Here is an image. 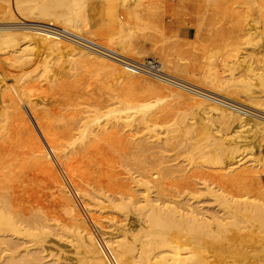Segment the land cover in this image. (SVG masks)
Masks as SVG:
<instances>
[{"label": "bare ground", "instance_id": "1", "mask_svg": "<svg viewBox=\"0 0 264 264\" xmlns=\"http://www.w3.org/2000/svg\"><path fill=\"white\" fill-rule=\"evenodd\" d=\"M122 1L124 2V17H119L116 14L118 0H5L3 8H7V15L16 16V19L19 17L17 16L19 13L25 17L38 16L39 19H46L43 21L51 25L44 24L46 27H34L33 29L35 30L25 32L24 30L22 32H1L0 52L13 47L27 37L38 38L46 43L47 52L50 50L49 55L52 53V50L55 52V49H59L61 52L62 50L60 49H66L70 50V53L74 51L75 54L81 53L89 57H95L96 60H98L97 62H100V67L97 68L98 71L110 72L114 70V72H124L131 76H147L143 73L144 69L140 66L131 64L125 60H121V64L120 62L112 61L101 55H96L95 53L93 55L88 49L77 45H84L85 42L82 43L76 38L71 36L68 37L67 34H63L64 32H68L84 35L90 38L89 41H86L87 43L94 45L101 44L105 46V48L117 51V53L121 54V57L123 55L127 58L129 57L128 53L136 48L135 43L139 40L151 39L155 37V34L161 35L163 41L169 38V36L166 37L164 34L165 27L162 22L161 14L159 13L160 10H158L162 7L163 4L161 5V3L164 2V0H157V2H150L149 0ZM209 2L211 10L216 12L217 8L213 3L214 0H209ZM235 3L238 4L239 8H231L222 21L217 15L212 16L214 17L212 21L201 24L200 27L204 25L208 27V36L206 35L207 40H204L206 41V45L202 48L203 54L201 58L203 66L200 64L201 61L198 63L199 59L197 60V64L202 66L201 69L203 70L201 73L204 79L209 81L212 91H219L223 97L232 101L249 103L251 106L253 105L264 110V102H261V97H264V56L262 54L264 52V0H235ZM34 14H36V16H34ZM52 25H57L58 27L54 28ZM59 30L62 31V33ZM60 36H64L68 40ZM98 36H101V39L105 40V42L96 41L95 37ZM174 38H176V35ZM173 40V44H176L177 42ZM169 45H171V41ZM34 46L35 45L32 43H28L22 48L0 54V63L10 68H14V63L24 65L30 58L32 59L35 56H31L33 54V48H35ZM85 46L90 48L88 44ZM37 49L38 52L39 48L37 47ZM101 49L104 50V47ZM59 51L57 52L58 54L55 53L60 57L62 53L59 54ZM62 52L65 54L64 51ZM165 54L164 56L160 55L162 57H160V61H158L160 69L163 72H173V70L180 69L181 63L178 62V59L184 61L185 59L187 61L194 59V56H189V59L188 55L187 57L180 55V57L177 56V59L176 56L175 58L167 52ZM177 54L179 55V53ZM195 54L194 52V55ZM71 56L73 57V55ZM50 58H47V60ZM254 61L261 64L256 63V65ZM39 63L41 64L42 61ZM42 65L43 63L38 67L40 72L36 71L38 69H34V71L33 69H29L31 70L29 73L33 72V74H31L33 78L29 77V75L24 78L23 75V81L26 80L28 85H31L30 78H32V81L36 78L34 77L35 71L39 73V76L42 74L41 76L43 77L40 76V79L47 80V77L42 73L44 70V66L42 67ZM258 65H260V68L256 67ZM51 66L54 68V65ZM191 66H193V64ZM35 67H37V64L34 68ZM46 67L48 68V63ZM52 71L50 70L51 74ZM10 72L12 73L11 70ZM236 72H242L240 74L242 77L235 76ZM56 73L53 72V74ZM129 75L128 77H130ZM8 76L10 78V75ZM19 77L20 76H18V78ZM116 77L121 80V76L118 75ZM52 78L54 80H52ZM55 78H57V76L53 75V77L48 79L50 81H57ZM225 78L227 81H224ZM45 80L44 82H46ZM36 81L37 79L34 82L36 83ZM38 81L37 83H39ZM224 84L226 85L225 88H223ZM169 86L162 84V87L166 89H170L171 87ZM19 87H21L22 107L31 110L32 114H35V118H38L37 116L43 113L41 118H47L49 120L48 127L53 129L52 131H57V124L52 121L55 118L52 119L48 110L44 108L46 101L44 98H41L42 96L40 94L42 92L38 94L41 96L40 98L35 93L39 98V106L38 101L32 98L26 86L21 85ZM256 87L260 88L257 92ZM34 89L36 90V88ZM39 90L37 89V91ZM170 90H172V93L180 95L186 92L176 87ZM10 91L9 84L4 82L1 78L0 109L2 108L3 112L1 113L0 111V140L4 138L6 141L11 140L9 124L12 111L9 110L10 105L4 98H6V93ZM190 96L197 103L206 104V107L208 106L207 108H210V110L212 109V112L214 111L213 113L216 114L219 111V114L223 115V117H225L226 114H233V112L235 113L236 111V109L235 111H231L225 108L224 105L207 101V99L202 96L197 97L194 94ZM120 97L121 96L118 98ZM122 100L118 99L111 104L102 102V104L99 105L97 103L98 105L96 104L97 106L92 109L84 108L83 116L80 117V119L75 114L74 116L78 118V121L70 123L75 124L71 128L72 133H70L69 141L67 140L68 142L63 144L66 147H72L74 145L77 147L83 146L86 142L103 135V138L105 136L104 141H107L112 149L118 152L121 156L120 158H130L134 161V164L137 165L135 169V181L143 187L142 196L137 198L132 193H118L117 195H106L109 200L106 198L100 199L102 200L101 203H103L104 199L109 201V204L111 202V207L113 205V207H115L114 209L123 213L124 217L126 216L127 218L128 216L127 220L125 218L126 222L128 221L127 225L122 218L123 224H125L126 227L121 224L122 227L118 228V225L114 221L115 226L117 225L114 227L115 229L103 231L105 227L100 226L101 221L99 222V219L101 220V217H96V213L92 212L93 204H91V207L89 205L91 201L87 204L88 206L86 205L84 208L87 211L86 214L83 213L80 209L81 207L79 208L80 205H76L77 201L73 197L71 188L62 185L63 183H56L55 187L60 196V210L62 209L64 214H66L65 217L68 216L65 222L58 221L60 217L62 218V215L57 219L59 213H62V210L57 212V210L59 211L58 208L60 205L56 210V205L52 204L53 207L51 208H55L56 210L53 212L54 210L52 209V212L54 214L58 213L55 218L52 217L54 215H48L51 214V212L47 214V211L45 212L42 210L43 208L36 209L38 204L37 207L34 206V208L36 207L35 209H31L33 205H30L31 210L28 209L29 207L27 208L29 211H26V209L23 210L24 207H21L22 204L20 205L17 200L14 201V194L12 195L13 187L16 184L15 182H18L23 174L13 175L9 183H7L6 177L5 180H1L0 178V264H111L104 249L105 246L110 250L117 264H264V176H258L255 170L258 165L264 168V163L260 162L257 158L246 157L247 151L245 147L241 148L243 145L242 142L240 143L241 145H239L238 140V145L237 143L235 144L236 140L239 139L238 136L237 139H233V136L235 137V130H231V133H233L232 135H230V133H224V135L221 134L219 137H216V133H212L208 121H201L207 116L205 117L202 115L201 118L197 120H200L201 131H203L202 133L204 134H201L199 131V136L205 137L207 143L200 142L198 140H201L200 137L196 139L198 141L195 140V142H175V137L173 138L174 140H172L171 137H173V135L177 136L179 131L181 133L183 131H181L179 127V125L182 124V122H180L181 117L178 116L179 118H176L175 116L174 119L170 120L169 118L167 119V115H157L159 112H162V109L157 110V108L160 107V105H164V99L156 102L143 103H140V101L139 103L135 102L134 99ZM20 102L18 100L16 103ZM157 102L161 103L157 105ZM235 114L239 117L241 115L239 113ZM242 118L243 120L245 119L246 122H248L247 120L253 121L254 125L258 127L260 131L263 130L262 136H264V117H261L260 121H257L254 117L249 115L242 116ZM224 119H227V117ZM241 122L242 121L239 123ZM193 124L194 123L188 124L189 127L182 125L186 127L184 129V134L182 133L185 135V138H190L189 135H192L193 132L191 127H193ZM126 126L133 128V131L136 129L138 132H143L140 133V135L136 133L139 135L137 139L134 137L137 140L135 141L136 144L131 143V141L125 145L122 144L121 141H113L111 139L112 135H108L110 134L108 132L109 129L126 128ZM28 127L29 128L25 129L26 133L22 131L20 137H18L19 135L15 137L14 143H20L23 141V138L32 134L34 128H32L31 125ZM160 129L164 131V139L165 142H167L162 148V143L160 144V142H163V138L157 134ZM36 130H40V128ZM238 132H240V130ZM124 133V136H126V132ZM152 136L155 137L153 138L155 140L151 139ZM125 140H127V138ZM172 146L175 149L172 148ZM206 147L208 148L206 149ZM135 148L140 150V155L144 154L140 156L139 151L137 150L138 152H136ZM171 148L175 150L173 156L163 153V149L168 151V149L171 150ZM250 150H252V147ZM135 152L141 158H137ZM47 153V157L55 159L59 152L57 153L53 150ZM249 153L256 157L255 154L257 152L251 151ZM179 155H181V158ZM56 164H58V162ZM59 166L61 167V165ZM3 168L9 169L11 172L8 171L9 176H12L14 170L13 166L11 167L9 164ZM66 170L68 171L67 168ZM204 170H206V172ZM208 170H216L218 173H215V175L217 174L216 176H211L207 173ZM262 171H264V169ZM250 174L256 176H254V178L257 179V184H251L253 176L251 177ZM1 177L3 176L1 175ZM26 177L29 179V176ZM256 182L254 181V183ZM84 189L87 188L84 187L83 190ZM104 193L102 195H104ZM55 194L53 193V195L57 196V193ZM53 195L52 197H54ZM203 196L211 197L212 202L215 203V210L212 208L213 211H209L208 213V208L204 209L203 207H198L199 202L203 199L201 197ZM57 198L58 197H56V199ZM96 198L97 197H95V199ZM52 203H54V201ZM93 203L94 206H97L99 209L101 208L97 200ZM17 204H19L21 208H19ZM47 208H49V205L45 209L47 210ZM51 208L48 209V212ZM123 215L121 217H123ZM84 218H89V221L84 220ZM117 222H120V220H117ZM136 223L139 224L138 229L134 227ZM126 232L130 233L127 234ZM105 234L108 236L104 237ZM26 242L31 243V246L32 244L36 246L38 243H43L40 247L32 246L34 248H31L30 246L29 248L30 244L27 245ZM19 247H21V250ZM73 251L76 253L74 256L72 255L73 253H71V255L68 254ZM46 256H51L53 260L49 262L46 261L47 263L43 262V259L47 258ZM59 259L61 261L57 262Z\"/></svg>", "mask_w": 264, "mask_h": 264}, {"label": "rangeland", "instance_id": "2", "mask_svg": "<svg viewBox=\"0 0 264 264\" xmlns=\"http://www.w3.org/2000/svg\"><path fill=\"white\" fill-rule=\"evenodd\" d=\"M149 1L150 2H157V0H149ZM248 1H250V0H248ZM123 3L124 2L122 0H118V2H117L116 14L119 17H124V14H125L124 9H123ZM213 3H214V5H216V8H217L216 12L211 10L209 0H206V1L205 0H164V2L161 3V5L163 4L164 6L163 5H162V7L159 6L160 9H158V10H160L159 13L161 14L163 25L165 28H167V29L164 28V34L166 37L169 36V38L170 37L171 38L170 39L166 38L163 41L161 35L155 34V37H153L151 39L139 40L135 43L136 48L132 49L130 51V53H128V56H129L128 58L124 57L123 55L121 57V54L117 53V51L110 49V48H105V46H103L101 44L94 45V44L87 43L86 41H89L90 38H88L84 35L77 34V33H68V32L63 33V34H67L68 37L71 36L73 38L78 39L82 43L85 42L84 45L83 44H77V45L88 49L89 51H91L93 53V55L95 53L96 55H101V56H103L107 59H110L112 61H115L118 63L120 62L121 64H122L121 60L122 61L125 60V61L130 62L131 64H136V65L140 64V62L145 63V64H147L148 62H152L153 64H157L158 70L161 72V74H159V75H161V76H159V75L155 76L153 74V72H151L152 70H150L149 67H145L147 70H149V71H147L145 68L141 67L140 65H137V66H140L142 69H144L143 73L146 74L147 76L141 75V76L137 77V76H134V75L131 76L128 74L130 76V77H128L127 73L125 74L124 72H118L119 73L118 74L117 72H114V70H111L110 72L109 71H107V72L98 71L97 68L100 67V65H99L100 62H97L98 60H96L95 57H92V56L89 57V56H86V55L81 54V53L75 54L74 51H71V53H70L69 52L70 50H66V49L65 50L60 49V50L64 51V53L67 55L63 54L62 51L60 52L59 49H55L56 50L55 52L57 53L59 51V54L62 53L60 57H59V55H57L58 53L56 54L55 52H53L54 50H52V53H50V55H49L50 50L47 52V49L45 46L46 43H44L43 40H40L38 38L27 37L26 39H22L20 42H18L13 47L7 48L6 50L0 52V54H4L8 51H13V50H16L17 48H22L28 43L34 44L35 45L34 47L36 48V49L33 48V51H32L33 54L31 55L32 57H33V55H35V56L32 59L30 58L31 60L29 59V61L26 62L24 65L20 64V63H14L13 64L14 68H10V67H5L4 65H2L0 63V77L2 78V80L4 82L9 84L10 89H11V91L9 93H6L5 97L7 99L4 98V100L7 103H9V105H10L9 110L12 111L11 117H10V124H9V129L11 130L10 131L11 140L6 141V139H4V138H2L3 140H0V178H1V180H5L7 178L6 181H7V183H9L10 180L13 178V175L23 174L21 176V178L18 180V182L17 181L15 182L17 185L14 183L15 188L13 187V193H12V195L14 194V197H15V198L13 197L14 201H16V200H17V202L19 201L18 203L20 205L22 204L21 207L22 208L24 207L23 210L26 209V211H29L31 209H35L37 207V204H38V207L36 209H38V208L42 209L43 208L42 210H44L45 212L47 211L46 212L47 214L51 212V214H48V215H50V216L54 215L52 217L55 218L58 213L54 214L53 212H55L57 210V207H59V205H60V207L58 208L59 211L57 210V212H60L62 210V209L60 210V208H61V202L59 200L60 196L58 195V191H57L55 186H56V183H60V184L63 183L62 185H65L69 188H73L74 190L77 189L76 193L78 192L80 200L82 201V203L84 205L83 210H82V208L79 207L81 209V211H83V213L86 214L87 211L84 208L91 201L89 205L91 207V204H93L92 205V208H93L92 212L96 213V214L94 213L96 217L97 216H98V218L101 217V220L99 219V222L100 221L102 222V223L100 222V224H101L100 226L105 227L103 231L115 229L114 227H116L117 225L119 228L125 224L126 225L128 224L127 223L128 221L126 222L128 216H127V218H126V216L124 217L123 213H121L117 209L115 210L114 209L115 207H113V205L111 207V204H112L111 202L109 204V201H106L104 199L103 203H101L102 200H100V199L101 198L108 199V197H106V195L107 196H110L112 194L117 195L118 193L119 194L120 193H132L137 198L142 196V194H143L142 188L143 187L141 185H139L137 183V181H135V179H136V175H135L136 170L135 169L137 168V165L134 164V161L130 158H125L126 160L120 158L121 156L118 154V152L114 151L112 149V147L107 143V141H104L105 136L103 138L102 137L103 135L99 136L96 139H92V140L86 142L83 146L77 147L74 145L72 147L67 146L68 147L67 148L63 144V143H66L69 141L70 133H72L71 128L75 124V123H73V124H70V123H72L73 121L77 122L78 121L77 117H79V119H80V117L83 116L84 108L85 109H92L93 107L97 106L98 104L99 105L102 104V102H106L105 104H107V103L111 104L113 102H116L118 99L119 100L134 99L135 102L139 103V101H140V103H143V102H156L158 100L164 99L165 100L164 105H160V107L157 108V110L162 109V112L161 113L159 112L157 115H159V114L167 115V119L169 118L170 120L174 119L175 116H176V118L181 117L180 122H182V124H180V125L178 124V125H179L181 131L183 130L182 131L183 134H184V129L186 127H189L188 124L194 123L193 127H191L193 133H192V135H189L190 138H185L184 137L185 135H183L179 131V133H178L179 137H178V135L177 136L173 135V137H171L172 140L175 139L174 140L175 142H181V141L184 143H187V141L195 142V140L200 137L199 131L201 134H203L202 133L203 131H201V125L199 123L200 120L197 121L198 118H201V116L203 115V116H205V117L207 116V117L205 119H202L201 121H203V122L208 121V124H210V129H212L211 131L213 134L216 133L215 134L216 137H219L221 134L224 135V133H226V134L230 133V135H232L233 133H231V130H233V131L234 130L235 131L240 130V132L234 131L235 137L233 136V139L234 138L237 139V136L239 138L237 140L235 139L236 140L235 144L237 143V145H238V140H239V145H241L240 144L241 142L244 145V146L242 145L241 148L245 147V150L247 151V153H246L247 158H257V159H259L260 162L264 163V142H263L264 136H262L263 130L260 131V129L254 125L253 121L247 120L248 122L250 121L248 123V122H246L245 119H244L245 120L244 121L242 118V116L244 117L245 115H249L251 117H254L257 121H260L261 117H264V110H262L258 107H255L253 105L251 106L249 103L232 101L228 98L223 97L219 91H212V89H210L209 81L204 79L203 74L201 73V71L203 70V69H201L203 66L202 65V58H201V55L203 54L202 48H204V45H206L205 44L206 41H204V40H207L206 35L208 36V31H207L208 27H205V25H204V26H202L203 27L202 28V27H200L201 24L202 23L206 24V23L212 21V19L214 18L212 16H217V15L221 18V21H222L231 8H234V9L239 8L238 4L235 3V0H214ZM4 5H5V0H3V1L0 0V16H1L0 17V33L1 32L2 33L3 32H10V31L11 32H17V31L22 32L23 30H24V32L25 31H31V30H35V29H33L34 27H46L44 24H49V23L43 21L46 19H42V18L39 19V17L36 16V14H34V16H36V17H33V16L32 17H25L24 15H20V13H19V14H17V16H19L18 17L19 19L18 18L16 19V16L13 17V16L7 15V8L4 9L3 8ZM169 10H170V12H169ZM162 12H163V14H162ZM28 18H30V19H28ZM49 25H51V24H49ZM52 26H54V28L58 27L57 25H52ZM203 29H205V30H203ZM205 31H207V32L204 33ZM60 32L62 33V31H60ZM162 35H163V33H162ZM173 35L174 36L176 35V38H174ZM23 36H25V35H23ZM60 37L65 39V40H68L64 36H60ZM95 40L99 41V42H105V40L101 39V36L95 37ZM169 40L171 41L172 46L169 45L170 44ZM172 40L176 41L177 43L173 44ZM179 40H181V41H179ZM167 42H168V44H167ZM164 43H166L167 45ZM87 44H88V46H90V48L85 46ZM101 46L104 47V50L101 49L102 48ZM37 47L39 48L38 52H37V50H38ZM34 50H36V51H34ZM99 50H101V51H99ZM68 52H69V54H68ZM166 52L169 53V55H173V57H175V56L180 57V55L187 57V55H188V57L194 56V59H191L189 61H187L185 59V61H184V60L178 59V57H177L178 62L181 63L180 69L173 70V72H171V71L163 72L160 69V64L158 63V61H160V57L164 56V54ZM194 52L197 55L196 54L194 55ZM177 53H179V55ZM42 54H43V56H42ZM262 54L264 56V52ZM54 55H55V57H54ZM71 55H73V57ZM160 55H162V56H160ZM165 55H168V54H165ZM197 56H199V57H197ZM190 57H189V59H190ZM47 58H50V59H48L49 61L47 60ZM198 59H199L198 63L201 61L200 64L202 66L200 64H197ZM38 61L39 62L42 61V63H43L42 67L44 66L43 67L44 70L42 71V69L41 68L40 69H41L43 75L47 77V80L44 79L47 83L44 82L43 79H40L41 77H43V76H41L42 74L40 75L41 76L40 77L38 75L39 73L38 72L36 73V71L40 72L38 67H40L42 64V63L40 64ZM46 61L48 63V68L51 65H54V68L51 66L48 69L46 67L47 66ZM59 62H61V63H59ZM254 63L255 64L256 63L261 64V63H258L257 61H254ZM36 64H37V67L34 68V66ZM44 64H46V65H44ZM192 64H193V66H191ZM27 65H28V67H27ZM18 66L21 68H19ZM184 66H186V67H184ZM258 66H256V67L260 68V65H258ZM45 67H46V70H45ZM4 68H6V69H4ZM52 68H53V71H52ZM29 69H31V70L33 69V71H34V69L35 70L38 69L34 72L36 74V76L34 74V77H36L34 79L35 80L37 79V81L39 80L38 81L39 83H37V81L35 83L34 79L32 81L33 75L31 76V74H33V72L29 73L31 71ZM10 70L12 71V73L10 72ZM50 70L52 71V74H53V72L54 73L57 72L56 74H53L54 76L55 75L57 76V78H55V79H57V81L55 80L56 82L52 81V80H54L53 78L51 81L48 79V78L53 77ZM27 71L29 74L27 73ZM47 71L49 72V74ZM174 71H175V73H174ZM58 72H60V73H58ZM3 73H4V75H3ZM25 73H26V75H25ZM241 73L242 72H236L235 76L239 77ZM6 74H7V76L10 75V78H9V76L7 77ZM58 74H60V75H58ZM1 75L5 76V77H3ZM23 75H24V78L27 77L28 75H29V77H32V78H30V80H31V83L33 85L32 84L28 85L26 80L23 81L24 80V78H22ZM118 75L121 76V80L118 79V77H116ZM18 76H20V77L18 78ZM240 77H242V75ZM1 78H0V81H1ZM11 78H12V80L14 79L17 82V85H16V82L14 80L13 81L11 80ZM21 81H23V82H21ZM224 81H227V79L225 78ZM161 83L165 84L167 86L170 85L169 87H171L172 89H173V87L183 89V91H186L185 93H187V94L183 93L184 95L183 94L180 95V94L172 93V90H170L171 88L166 89V88L162 87ZM21 85L22 86L24 85L27 87V89H29L28 91H30V93H31V94L30 93L29 94L36 101H38V99L41 96H42L41 97L42 99L44 98V100L46 101L44 108H46L45 110H48V113H50L52 119L55 118L52 121L55 124H57V128H58V129L56 128L57 131H52L53 129H50V127H48V121L49 120L47 118H41L43 113L39 114L37 116L38 118H35V116H34L35 114L33 115L31 110H28L27 108L22 107L23 101H22L21 94H20L21 93L20 92L21 87H19ZM38 86H39V88H38ZM222 86H223V84H222ZM225 86L226 85L224 84L223 88H225ZM208 87H209V89H208ZM34 88H36V90ZM37 89L38 90L40 89L39 90L40 92L37 91ZM259 89H260L259 87H256V92L259 91ZM47 90H48V92H47ZM34 91H36V92H34ZM35 93L37 95L39 93H41L40 94L41 96L38 95L39 96V98H38ZM191 93H193L197 97L202 96V97L206 98L207 101H211V102H215V103L224 105L225 108H227L231 111H235V109H236L235 113H239L242 116L240 115V117H241L240 118L238 115L236 116V114L234 112H233V114H228V115L224 114L225 117H223V115L219 114V111H218V113L215 114V113H213L214 111L212 112V109L210 110V108H207L208 106L206 107V104L197 103L193 98H191L190 95H193ZM119 96H121L122 98L121 97H120L121 99L118 98ZM115 98H118V99H115ZM18 100H19V102L21 101L20 103H22V104L16 103V102H18ZM261 100H260L261 102H264V97H261ZM161 102H157V105ZM38 105H39V101H38ZM38 105H37V107H38ZM17 106H18V108H17ZM0 111H1V113L3 112L2 108L0 109ZM73 112H74V114H73ZM75 114L77 117L74 116ZM57 115H58V117H57ZM226 117H227V119H224ZM240 121H242V122L239 123ZM29 124L32 126V128H34L35 131L33 130L32 134L27 135L28 137L26 136L25 138H23L22 139L23 141H21L20 143H14L16 136L19 135L18 137H20L22 134V131L24 133H26L25 129L29 128L28 127V126H30ZM182 125H185L186 127L182 126ZM234 125H236V126H234ZM237 125H239V126H237ZM220 126H221V128H220ZM38 128H40V130H36ZM122 128H120V129L114 128L115 130L111 128L108 131L110 134H108V133L107 134L109 136L112 135L111 139L113 141H118V142L121 141L122 144L126 145V143H129L131 141H132L131 143L136 144L135 143V141H137L136 139L139 137L140 133H143L142 131H140V132H138V130L136 131V129H134V131H133V128H131L129 126H126V128H128V129H126V128L122 129ZM117 130H119L120 132ZM194 130H196V131H194ZM124 132H126V134H127L126 136H128V137L124 136V134H125ZM158 132H159V133H157L158 136H161L163 138L162 141L164 143L160 142V144L162 143L161 144V148H162V146L167 144V142H165V139H164V137H165L164 131H162V129H160ZM120 133L123 135H121ZM128 133H129V135H128ZM136 133H139V135H137ZM235 133H237V134H235ZM239 135H241V136H239ZM115 138H116V140H115ZM126 138L128 141L125 140ZM153 138H155V137L152 136L151 139L155 140ZM200 138H201V140L198 139L200 142L207 143L205 137L203 138L201 136ZM198 140H196V141H198ZM16 142H18V141H16ZM61 144L63 145L64 148L62 147ZM208 147H206V149ZM251 147H252V150H250ZM56 148L59 150H57ZM172 148H174V147L172 146ZM172 148H171V150H172ZM174 149L172 151L169 149H168V151L163 149V153L165 155H172L173 156V154L175 153ZM53 150L57 153L59 152L57 155L58 157L56 156L55 159L54 158L52 159V158H49L46 156L48 154L47 152H50ZM135 150H136V152L139 151V155H140V153H141L140 150L138 148H135ZM135 150H133V151H135ZM64 151L66 154L64 153ZM251 151L257 152L255 154L256 157L254 155H251V153H249ZM136 152H135V154H136ZM136 155H137V158H141V157H139L138 154H136ZM142 155H140V156H142ZM59 156L61 157V159ZM261 156H262V158H261ZM179 157L181 158V155H179ZM18 161H21L22 163L23 162L24 163L22 164L21 162H18ZM56 161L58 162V164H56L57 163ZM60 161L62 164L60 163ZM174 161H176V160H174ZM54 162H55V164H54ZM19 163H21V164H19ZM9 164L11 165V167L13 166V168H14L12 176L11 175L9 176V173H8V171L10 172L9 169L3 168ZM59 165H61V167ZM15 166H18V167H15ZM62 166H63V168H62ZM20 167H21V169H20ZM66 168L68 169L69 172L66 170ZM60 169H62L64 171H62ZM263 169L264 168L262 166H259V165L255 168L258 176H264V171H262ZM204 171L206 172V170H204ZM63 172H64V174H63ZM66 172L68 173V175ZM216 172H217L216 170H208L207 171V173H209V175H211V176H216L217 175V174L215 175ZM1 175L3 177H1ZM59 175H61V176H59ZM250 175H251V177L253 176L252 177L253 180L251 181L252 182L251 184H253V185L257 184L258 183V182H256L257 179L254 178L255 175H252V174H250ZM26 176H29V179ZM68 176H69V178H68ZM72 176H73V178H72ZM61 177H63V178H61ZM30 178H32V179H30ZM54 178H55V180H54ZM65 180H66V182H65ZM254 181L256 183H254ZM64 182H65V184H64ZM70 182H71V184H70ZM74 186H75V188H74ZM84 187L87 189L83 190ZM33 189H35V190H33ZM53 189H55V190H53ZM46 190H47V192H46ZM102 191H103V193L105 192L104 195H102L103 194ZM83 192H84V196H83ZM53 193L54 194L57 193V196H55L56 194L53 195ZM81 193H82V195H81ZM90 193H92V194H90ZM52 195L54 197H52ZM88 195H89V197L91 195L93 197L91 196L89 198ZM56 197H58V198L56 199ZM95 197H97V198L95 199ZM98 197H100V198H98ZM93 198H94V200H93ZM201 198H203V199L199 202L198 207H203L204 209L208 208V213H209V211H213V209L214 210L216 209L215 203L212 202L211 197H209V196L204 197L203 196ZM82 199H84V200H82ZM96 200L99 202L98 204L101 205L100 209L97 206H94L93 202ZM53 201H54V203H52ZM84 201H85V203H84ZM59 202H60V204H59ZM104 202H106V203H104ZM46 203H47V205H46ZM19 204H17V205L19 208H21ZM39 204H40V207H39ZM52 204L56 205V210H55V208L54 209L51 208V207H53ZM30 205H33V207L31 209H30ZM48 205H49V208H47V210H46L45 208L48 207ZM76 205L78 206L79 204L77 203ZM106 205H107V207H106ZM34 206H36V207L34 208ZM96 207H97V209H96ZM102 207H103V209H102ZM50 208H51V210H49V212H48V209H50ZM52 209L54 210L53 212H52ZM97 210H99V211H97ZM63 214H64V212L62 210V213L61 212L59 213L57 219L61 215H62V218L60 217L61 220L58 219V221H61V222L64 221L65 222V219L67 220L68 216L65 217L66 214H64V218H63ZM122 215H123V217H121ZM79 217H81V216H79ZM111 218H112V220H111ZM122 218L124 220L126 218L125 224H123ZM84 220L89 221V218H84ZM117 220L118 221L120 220V222H117ZM114 221L117 224L116 226H115ZM110 223L111 224L113 223V224L111 225ZM121 224H122V226H121ZM136 224L134 227H136V229H138L139 224H137L138 226ZM109 225H111V226H109ZM126 225L124 227H126ZM119 231H120V229H119ZM121 231H123V230H121ZM129 233H127V234H129ZM107 236H108L107 234L104 235V237H107ZM47 239H48V237H47ZM43 242L38 243L39 245L36 243L35 244L37 247L38 246L40 247V245ZM26 244L27 245L30 244L29 245V248H30L31 243L26 242ZM32 246L36 247L34 244H32ZM32 246H31V248H34ZM19 248L21 250V247H19ZM64 248L67 249L66 247H64ZM74 252L75 251L70 252L68 254L71 255V253H73L72 255L74 256V254H76ZM113 253H114V251H113ZM51 256H53V255H51ZM51 256H49V257L46 256L47 258H44L43 262L47 263V262L53 260V259H51ZM54 258H55V256H54ZM58 261H61V260L59 259V260H57V262Z\"/></svg>", "mask_w": 264, "mask_h": 264}, {"label": "built area", "instance_id": "3", "mask_svg": "<svg viewBox=\"0 0 264 264\" xmlns=\"http://www.w3.org/2000/svg\"><path fill=\"white\" fill-rule=\"evenodd\" d=\"M137 65H140L143 68L149 67V69L152 70L151 72H153V74L155 76L161 74V72L158 70V65L157 64H153L152 62H148L147 64L140 63V64H137ZM147 71H149V70H147ZM159 76H161V75H159ZM71 191L73 193V197L75 198L77 203L80 205L79 207H81L83 209L84 205H83L82 201L80 200V197H79L78 193H76V190H74L73 188H71ZM104 249L106 251L107 256L109 257V259L111 261V264H117V262L113 258L112 254H111L110 250L107 248V246H105Z\"/></svg>", "mask_w": 264, "mask_h": 264}]
</instances>
